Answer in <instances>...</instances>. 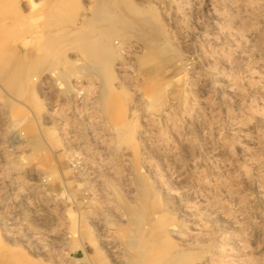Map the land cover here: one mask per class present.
<instances>
[{"label": "rangeland", "instance_id": "374dc122", "mask_svg": "<svg viewBox=\"0 0 264 264\" xmlns=\"http://www.w3.org/2000/svg\"><path fill=\"white\" fill-rule=\"evenodd\" d=\"M0 264H264V0H0Z\"/></svg>", "mask_w": 264, "mask_h": 264}, {"label": "bare ground", "instance_id": "6f19581e", "mask_svg": "<svg viewBox=\"0 0 264 264\" xmlns=\"http://www.w3.org/2000/svg\"><path fill=\"white\" fill-rule=\"evenodd\" d=\"M165 92V91H164ZM166 93V92H165ZM120 126V125H119ZM152 174V173H151ZM159 182V181H158Z\"/></svg>", "mask_w": 264, "mask_h": 264}]
</instances>
